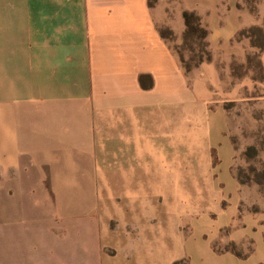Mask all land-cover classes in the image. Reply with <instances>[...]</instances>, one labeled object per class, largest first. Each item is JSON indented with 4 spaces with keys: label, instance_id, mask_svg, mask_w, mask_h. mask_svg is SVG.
Masks as SVG:
<instances>
[{
    "label": "crops",
    "instance_id": "1",
    "mask_svg": "<svg viewBox=\"0 0 264 264\" xmlns=\"http://www.w3.org/2000/svg\"><path fill=\"white\" fill-rule=\"evenodd\" d=\"M240 1L0 0L4 247L17 251L21 239L38 254L61 249L57 223L63 238L75 225L85 248L88 231L95 242L108 234L105 217H129L144 236L141 218L158 211L159 197L177 224L169 264L185 256L191 264H264V228L251 236L247 217L223 242L252 237L251 254L214 248L237 201L227 117L217 104L226 99L216 96V66L184 70L157 27L158 18L183 27V12L192 11L211 43H225L239 28ZM98 256L95 264H111Z\"/></svg>",
    "mask_w": 264,
    "mask_h": 264
},
{
    "label": "rangeland",
    "instance_id": "2",
    "mask_svg": "<svg viewBox=\"0 0 264 264\" xmlns=\"http://www.w3.org/2000/svg\"><path fill=\"white\" fill-rule=\"evenodd\" d=\"M239 5V28L225 43L210 42L208 30L200 23L199 16L190 17L187 29L185 24L181 27L168 23L172 20L170 18H158L157 27L184 70L193 72L203 63H213L217 68L219 87L216 96L226 99L218 100L217 104L227 117L232 143L230 173L236 181L237 201L230 222L220 227L214 248L217 252L230 251L244 257L255 249L252 237L240 245L231 240L224 243L223 237L235 225L242 224L244 217L248 218L251 236L259 227L264 228V0H241ZM152 200L158 211L141 218L144 236L136 235L140 226L129 217L124 221L118 217H105L103 222L109 229L108 234L102 241L95 242L88 231L86 247L80 248L79 236L73 232L76 226L70 225V237L67 238L65 234L63 238V233L56 229V223L52 229H55L56 241H63V247L44 250L43 253L39 251V254L28 244L23 246L21 239L17 251L9 245L4 247L1 239L4 222L0 218V264H95L100 253L104 262L111 264H169L170 258L177 252L169 232L177 224L162 212L163 200L159 197ZM231 200L232 195L225 197L221 210H225ZM211 217H216V214L211 213ZM20 223L25 229L31 225L25 218ZM161 230L165 233L162 247L158 239ZM179 233L186 238L185 230L181 229ZM202 237L197 230L195 238L200 244H204ZM194 251L191 255L198 258ZM171 264H191V260L185 256L173 259ZM197 264H201V261L198 260Z\"/></svg>",
    "mask_w": 264,
    "mask_h": 264
},
{
    "label": "trees",
    "instance_id": "3",
    "mask_svg": "<svg viewBox=\"0 0 264 264\" xmlns=\"http://www.w3.org/2000/svg\"><path fill=\"white\" fill-rule=\"evenodd\" d=\"M190 17H196L197 18L198 16L194 12H188V11L183 12V18H184V23H185L186 29L189 28ZM185 70L187 71V69H185Z\"/></svg>",
    "mask_w": 264,
    "mask_h": 264
}]
</instances>
